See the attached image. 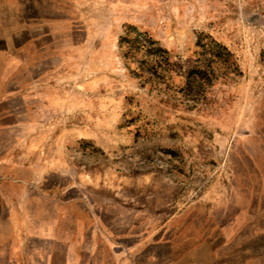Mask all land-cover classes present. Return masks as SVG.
<instances>
[{
  "label": "rangeland",
  "instance_id": "obj_1",
  "mask_svg": "<svg viewBox=\"0 0 264 264\" xmlns=\"http://www.w3.org/2000/svg\"><path fill=\"white\" fill-rule=\"evenodd\" d=\"M128 24L185 70L210 34L237 69L166 100ZM0 151L29 215L0 264H264V0H0Z\"/></svg>",
  "mask_w": 264,
  "mask_h": 264
},
{
  "label": "trees",
  "instance_id": "obj_2",
  "mask_svg": "<svg viewBox=\"0 0 264 264\" xmlns=\"http://www.w3.org/2000/svg\"><path fill=\"white\" fill-rule=\"evenodd\" d=\"M119 46L125 49L126 66L131 73L140 77L142 82L150 84V88L166 95V100L175 99L185 107L200 104L217 79L237 69L233 53L210 34L198 36L197 46L200 50L195 51L196 65L189 70L178 65L168 49L160 46L157 40L135 25L125 26ZM127 60L137 65L131 68ZM173 76L184 80V85L176 91H184L180 98H173L166 91V88L173 89L172 86L176 85H167L166 88L162 86Z\"/></svg>",
  "mask_w": 264,
  "mask_h": 264
},
{
  "label": "crops",
  "instance_id": "obj_3",
  "mask_svg": "<svg viewBox=\"0 0 264 264\" xmlns=\"http://www.w3.org/2000/svg\"><path fill=\"white\" fill-rule=\"evenodd\" d=\"M8 161L10 158L6 151H0V248H6L8 260L13 261L12 257L18 259L24 255L23 242H27L29 238V215L25 209L28 198L23 195L22 189L24 180L14 177V170L8 166ZM14 180H21V183L18 182L20 195L15 201L12 194ZM14 205L18 214H15Z\"/></svg>",
  "mask_w": 264,
  "mask_h": 264
}]
</instances>
